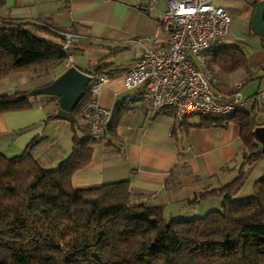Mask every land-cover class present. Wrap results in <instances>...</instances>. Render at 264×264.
<instances>
[{"label": "trees", "instance_id": "obj_1", "mask_svg": "<svg viewBox=\"0 0 264 264\" xmlns=\"http://www.w3.org/2000/svg\"><path fill=\"white\" fill-rule=\"evenodd\" d=\"M46 29L6 20L0 27V79L36 70L39 75L53 73L47 85L70 66L66 62L76 46L62 50L61 32L51 31L62 38L53 41L41 35ZM208 63L212 71L233 72L247 66L248 57L241 47L226 45ZM105 67L95 65L90 74H108ZM93 83L72 112L71 152L55 167L43 166L33 154L43 135L21 154L0 152V264H264V174L245 198H237L246 180L243 168L229 184L200 193L190 203L217 197L222 204L193 218H167L163 205L137 200L128 179L74 185L73 175L89 164L96 144L118 134L119 106L102 137L83 115L93 98ZM33 98L37 96L28 91L0 92V115L33 108ZM48 98L59 107V97ZM256 117L255 110H244L205 118L203 124H241L244 164L250 165L264 155L255 135ZM53 118L55 113L48 117Z\"/></svg>", "mask_w": 264, "mask_h": 264}, {"label": "crops", "instance_id": "obj_2", "mask_svg": "<svg viewBox=\"0 0 264 264\" xmlns=\"http://www.w3.org/2000/svg\"><path fill=\"white\" fill-rule=\"evenodd\" d=\"M255 1L216 0L232 16L231 31L225 42L213 45L205 53L209 66L208 61L221 46H239L245 51L247 66L233 72L216 67L214 73L220 92L231 94L241 85L240 91L247 99L264 94V35L252 29ZM148 3L149 0H0V15L9 24L41 25L48 28L41 35L53 41L62 38L52 32L78 34L80 43L73 45L76 47L72 55L73 65L80 70L90 74L95 65L107 66L104 69L110 79L102 87L99 102L110 111L108 123L119 106L118 134L96 144L89 164L73 175L74 185L88 187L128 179L137 200L163 205L169 219L195 214L201 207L210 211V205L204 203L217 197L197 203L190 200L229 184L242 168L246 180L237 198L250 196L254 183L264 173L250 174L255 163L244 164L241 124L231 121L206 126V116L179 118L172 110L156 113L145 102L124 105L123 98L132 91L126 89L123 76L142 54L136 40L159 37L160 18L168 8L167 0H158L151 10ZM96 50L107 53L97 56ZM18 73L3 77L17 79L2 82L0 92H8L9 88L14 89L12 94L29 91L48 83L35 85L29 74L20 77ZM33 102L34 107L29 110L0 115V152L21 154L35 137L43 135L33 154L43 166L52 168L71 152L72 122L48 119L59 109L56 101L37 97ZM244 110H255L257 126L264 125V118H260L264 116V101H250L237 111Z\"/></svg>", "mask_w": 264, "mask_h": 264}, {"label": "built area", "instance_id": "obj_3", "mask_svg": "<svg viewBox=\"0 0 264 264\" xmlns=\"http://www.w3.org/2000/svg\"><path fill=\"white\" fill-rule=\"evenodd\" d=\"M159 27L160 36L136 40L142 54L136 64L123 76L127 90L132 93L123 98L124 105L145 102L156 113L172 110L177 117L190 115L225 117L232 115L250 101L262 103L264 94L247 99L241 85L231 94L218 90V78L207 65L205 53L215 44L225 42L232 25V16L216 0H167ZM158 0H149L148 10ZM0 15V27L6 22ZM62 50L80 43V36L61 32ZM73 63L69 56L66 66ZM203 67V68H200ZM94 81L93 94L83 108L97 137L104 136L110 111L99 102L103 85L110 79L105 73L90 74Z\"/></svg>", "mask_w": 264, "mask_h": 264}, {"label": "water", "instance_id": "obj_4", "mask_svg": "<svg viewBox=\"0 0 264 264\" xmlns=\"http://www.w3.org/2000/svg\"><path fill=\"white\" fill-rule=\"evenodd\" d=\"M252 29L255 33L264 35V0L258 1L253 18ZM91 75L70 65L61 75L47 85L28 91L29 96L47 95L59 97V109L55 118L73 122V110L84 95L85 87L90 83ZM257 140L262 145L264 153V125L255 128Z\"/></svg>", "mask_w": 264, "mask_h": 264}, {"label": "rangeland", "instance_id": "obj_5", "mask_svg": "<svg viewBox=\"0 0 264 264\" xmlns=\"http://www.w3.org/2000/svg\"><path fill=\"white\" fill-rule=\"evenodd\" d=\"M43 35V34H42ZM106 51H102V50H96V55L97 56H104L106 53H105ZM29 74V77L33 80V84H43V82H48L51 78H50V74H45V75H39L38 74V72L36 71V70H32V71H27L26 73L25 72H19L18 73V75L20 76V77H26L27 75ZM11 79H17V76L16 77H14V76H9L8 78H3V79H1L0 80V89L1 88H3L2 87V85H3V83L2 82H4V81H10ZM33 84H31V85H33ZM13 86H19V84H14ZM9 90H11V88H9L8 90H6V91H8V92H3V93H9V94H12V92H14L13 90L14 89H12L11 91H9ZM30 90H32V89H30ZM29 90V91H30ZM38 98H40V99H44V100H46L47 98H48V96L47 95H38L37 96ZM264 118V116L263 115H261L260 116V118ZM259 118V119H260ZM263 171V173H264V155L261 157V158H259L256 162H255V164H254V166L252 167V169L250 170V174L252 173V174H256V173H258V172H262ZM250 176V175H249ZM211 201H214L213 203L211 202ZM217 203V204H216ZM207 207L210 205V207H208V208H211V210H213V209H219L220 207H221V204H222V200L220 199H218V198H214V200H207V202L206 203H204ZM205 206V207H206ZM199 210H197V213H195V214H193V213H186L185 215H183V216H186V217H198V216H203V215H205L206 213H207V211L204 209V208H198ZM193 209H190V211H192Z\"/></svg>", "mask_w": 264, "mask_h": 264}]
</instances>
